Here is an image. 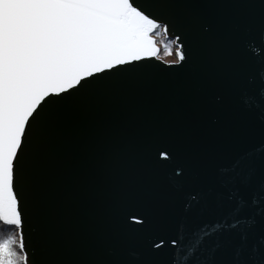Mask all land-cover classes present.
Returning <instances> with one entry per match:
<instances>
[{
  "label": "snow or ice",
  "instance_id": "snow-or-ice-1",
  "mask_svg": "<svg viewBox=\"0 0 264 264\" xmlns=\"http://www.w3.org/2000/svg\"><path fill=\"white\" fill-rule=\"evenodd\" d=\"M0 264H264V0H0Z\"/></svg>",
  "mask_w": 264,
  "mask_h": 264
},
{
  "label": "water",
  "instance_id": "water-1",
  "mask_svg": "<svg viewBox=\"0 0 264 264\" xmlns=\"http://www.w3.org/2000/svg\"><path fill=\"white\" fill-rule=\"evenodd\" d=\"M168 39L173 40L175 37L169 35ZM154 63L155 65H158L155 71L163 77L175 78L177 75L182 74L187 70V67L186 69H178L176 65L163 61L161 58L156 60ZM169 121L171 124V130L178 136L187 140H195L198 137V129L194 124L186 120L184 114L178 106L169 113ZM161 159L163 158L161 157ZM116 162L118 165H123L132 172L137 171L139 167L136 161H133L130 157H127L120 152H117L116 154ZM155 179L159 184L163 185V175L157 176ZM129 222L134 223L133 221Z\"/></svg>",
  "mask_w": 264,
  "mask_h": 264
},
{
  "label": "built area",
  "instance_id": "built-area-1",
  "mask_svg": "<svg viewBox=\"0 0 264 264\" xmlns=\"http://www.w3.org/2000/svg\"><path fill=\"white\" fill-rule=\"evenodd\" d=\"M174 49H175V45H173V55H164V54H163V49H161L160 54H159V57H160L163 61H166V62L174 61V60L176 59V58H175V55H174Z\"/></svg>",
  "mask_w": 264,
  "mask_h": 264
}]
</instances>
